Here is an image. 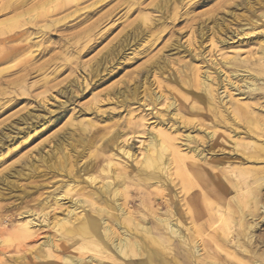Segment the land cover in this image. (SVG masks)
Segmentation results:
<instances>
[{
    "label": "rangeland",
    "instance_id": "374dc122",
    "mask_svg": "<svg viewBox=\"0 0 264 264\" xmlns=\"http://www.w3.org/2000/svg\"><path fill=\"white\" fill-rule=\"evenodd\" d=\"M15 1L21 0H0V58L9 56L0 62V239H6L3 235L20 222L25 207L52 202L53 193L68 177L64 170L55 169L59 163L66 162L73 173L89 163L93 169L89 173L98 175L96 169L105 162L98 165L102 154L99 158L96 146L104 145L102 140L113 133L123 132L117 144H128L130 153L136 155L150 129L177 128L172 134L178 145L190 132L206 146L205 151L212 144L205 130L216 129L225 138L234 135L238 151L221 139L220 153L207 154L211 162L220 159L224 163L230 182L194 203L202 208L210 203L223 215L220 220L208 213L210 208L203 212L206 222L215 220L218 229L203 230L197 238L204 244L200 252L203 260L217 263L264 264V74L252 80L255 88L246 89L243 80L250 78L244 76L245 71L236 72L237 62L225 64L240 61L237 69L245 70L242 59L264 55V0H26L14 9ZM61 1L68 4L60 12L36 16ZM2 6L7 8L2 10ZM23 29L28 31L19 35ZM255 68L264 71V61ZM220 69L238 85L237 90L223 81L225 74ZM204 73L213 85V92L205 96L195 80ZM158 95L159 100H154ZM173 97L177 101L169 107ZM201 99L207 103H202L206 109L193 118L188 115L190 103ZM238 101L248 105L258 123L249 124L244 116L232 112ZM175 112L183 117L172 115ZM222 119L224 125L216 124ZM62 134L70 139L58 150L55 142ZM132 157L119 154L115 159L133 169ZM25 160L33 161L37 169L27 176L22 169L19 175H10ZM232 170L248 177L249 185L239 182L233 189L231 182L240 176L234 179ZM203 178L182 181L178 176L176 185L169 183L163 193L170 203L182 198L185 191L197 198ZM101 181H95L96 186ZM155 194L158 203L160 195ZM217 195L221 207H216ZM69 198L71 195L63 198L60 207L50 209L49 216H61ZM40 227L43 233L38 240L25 246L10 234L8 243L0 246V264H30L21 259L26 252L19 247L29 253L44 232L53 233L51 225ZM210 237L222 242L221 251Z\"/></svg>",
    "mask_w": 264,
    "mask_h": 264
},
{
    "label": "bare ground",
    "instance_id": "6f19581e",
    "mask_svg": "<svg viewBox=\"0 0 264 264\" xmlns=\"http://www.w3.org/2000/svg\"><path fill=\"white\" fill-rule=\"evenodd\" d=\"M50 1L47 0L46 2ZM25 2L26 0L15 1L14 9ZM67 4V1H61L51 6L50 10L42 11L36 16L44 18L43 16L50 13H58ZM6 8L7 6H2L1 9L5 10ZM27 31L28 29H23L19 32V35H23ZM7 57L9 56H2L0 62L5 61ZM241 61L246 64L245 70L237 69L240 61L234 60L232 62H225V64L233 66L232 63L237 62V67L234 64L236 72L245 71L246 74L244 76H249L250 78L248 80L244 79L245 81L243 80L244 88L252 90L255 85L252 80L257 81L260 79L259 75L264 74V71L255 68L258 64L263 63L264 55L258 59L250 61L242 59ZM93 71L95 73L97 69ZM220 71L223 75L225 74L223 70L220 69ZM252 72L257 75L254 76ZM197 78L198 75L195 76V80L198 82L201 91L204 92V96L205 93L210 94L213 92V85L208 74L204 73L200 80ZM223 81H226L230 85L233 84L235 90L238 89V85L233 83L232 80L230 81L226 74ZM240 94L244 93L241 92ZM160 97L158 95L154 100L157 101ZM173 100L169 104V107H174L177 99L173 97ZM202 103L207 104L202 99L201 102L190 103L188 115L193 118L197 117L200 111L206 109ZM205 106L207 107L208 105ZM228 106L230 107V105ZM213 110L216 111L215 108ZM95 112L97 113L98 111ZM232 112L236 116H244L246 122L249 124L259 122L252 117L248 105L239 101L232 107ZM172 115L183 117V114L180 112L172 113ZM217 116L218 118L220 117L219 115ZM223 120H217L216 124L224 125ZM237 126L240 127V125ZM262 126L264 128V124ZM130 131L134 132L135 130L132 128ZM175 131H177L175 127L150 129L146 133L147 141L139 148V152L136 155L130 153L128 144H117L116 140L122 137L123 132H115L108 138H105L104 141L102 140L105 144L99 143L96 146V149L100 150L99 158L102 154V159L98 160V165L102 162H105V164L96 170H98V175H102V178L106 181H101V176L89 173L90 170H93L92 167H89V163H80L82 165L79 168L76 167L77 169L74 173L72 168H70L71 166L65 167L67 165L65 164L66 162L59 163L55 169L64 170L67 173L66 175H68L67 180L62 182L64 183L63 187L57 193H53L51 197L52 202H49L47 205L45 204L47 201H45L35 207H25L20 212V222L14 223L12 231L3 235L7 236V238L3 239V237L0 239V246L8 243L10 234L14 236L15 241H23L24 246L32 244L38 240V235L43 233L40 231V225L44 224L51 225L53 233L49 231L44 232L45 235L36 248L33 247L27 253L26 248L18 246L26 252L21 259H26L30 264H224L223 262L217 263L214 259L203 260L200 251L204 244L197 239L205 229L213 231H217L218 229L214 225L215 220L206 222L202 215L205 210H208L207 208H210L208 213L213 212L220 220L223 219V215L219 209L212 207L210 203H206L204 208L194 206V203L199 199L200 201L205 200L207 192L210 193L213 190L219 191L222 186H227V181L230 182L229 176L224 170V163L220 159L217 162H211L212 159L210 160L207 154L212 155L216 151L220 153L219 146H223L221 139L230 144L231 150L235 151L238 147V140L233 138L234 135L225 138L218 130L207 129L205 130V136L206 139L212 141V144L205 151L206 146L199 144L196 137L190 132L185 135L183 147L182 145H178L176 142L177 138L172 134ZM254 134L256 135V132ZM68 139H70L69 135H58L55 142L56 149L63 148ZM119 154L129 158L133 156L134 168L131 169L116 160L115 158ZM36 167L33 161L25 160L21 163V168H15L10 172V175H19L22 169V171H25V176H27L32 171H35ZM48 168L50 167L48 166ZM208 169H211V172L208 174L209 177L205 175ZM71 172L72 175H70ZM241 174L239 175L237 171L232 170L234 179L237 175L240 176L238 180L231 182L233 189L239 185V182L249 185L248 177ZM178 176H180L182 181L195 176L206 177L202 179L204 185H199V195L197 198L191 192L186 193L185 191L182 198L176 197V200H171L170 203L169 196L167 197L163 191L168 189L166 187L169 183L176 185L175 180ZM97 180H100L102 183L96 186L95 181ZM153 191L160 195V202H156V194ZM133 193H135L136 197L132 196ZM68 195H71V198H69L70 204L66 209H63L64 212L61 211V216L56 215V213L49 216V210H54L58 206L60 207L63 203V198L66 199ZM81 195L85 198L80 199L75 197ZM217 200L218 205L216 207L223 206L218 195ZM180 202L181 205H179ZM86 206L89 207L87 208ZM79 208L80 210H78ZM211 242L217 248H220V244L222 243L217 237H213ZM20 244L22 245V243ZM207 249L210 250V247ZM218 250L221 251V248ZM209 254L213 255V252L210 251Z\"/></svg>",
    "mask_w": 264,
    "mask_h": 264
}]
</instances>
